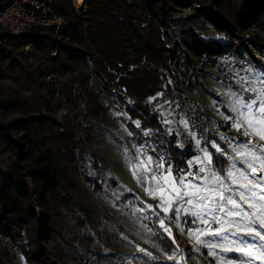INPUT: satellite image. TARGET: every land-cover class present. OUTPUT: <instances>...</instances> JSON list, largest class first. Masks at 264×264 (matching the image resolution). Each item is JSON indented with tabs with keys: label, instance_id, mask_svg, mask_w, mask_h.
Returning <instances> with one entry per match:
<instances>
[{
	"label": "trees",
	"instance_id": "1",
	"mask_svg": "<svg viewBox=\"0 0 264 264\" xmlns=\"http://www.w3.org/2000/svg\"><path fill=\"white\" fill-rule=\"evenodd\" d=\"M6 1L0 0V9ZM56 1L67 29L58 57L49 59L51 69L45 63L39 70L64 79L62 93L68 105L93 127L101 128L109 111L101 95L114 97L119 108L138 122L136 132L148 133L153 155L171 166L176 179L188 171L194 155L177 147V139L149 100L158 94L174 99L196 62L248 53L263 64L250 48L264 58V0H250L245 8L240 0H197L200 7L191 11L182 0H88L87 18L78 16L73 0ZM189 19L196 27L183 28ZM197 28H211L222 39L205 40ZM0 38L4 41L0 46V232L21 242L26 264H54L48 243L59 252L71 251L82 264H100L106 255L104 240L111 243V235L99 224H105L100 215L79 206L71 196L78 187L75 173L87 158L86 146L70 121L52 116L54 88L43 75L34 76L29 55L22 51L23 45H33L40 58H49L58 41L52 32L41 30L34 31L26 44L11 40L2 30ZM92 77L100 91L89 87ZM194 122L214 169L225 175L229 161L211 145L214 137L207 122L200 118ZM83 173L96 191L105 186L123 191L122 202L137 204L136 194L98 156L83 166ZM148 219L155 242L166 257L174 258L179 249L162 231L161 218ZM195 263L207 264L203 259ZM0 264H5L1 255Z\"/></svg>",
	"mask_w": 264,
	"mask_h": 264
},
{
	"label": "rangeland",
	"instance_id": "2",
	"mask_svg": "<svg viewBox=\"0 0 264 264\" xmlns=\"http://www.w3.org/2000/svg\"><path fill=\"white\" fill-rule=\"evenodd\" d=\"M182 1L190 11L200 7L197 0ZM249 1L240 0L241 7L245 8ZM73 5L79 17H88L87 5L83 13L77 9L76 0H73ZM189 27H196L190 19L183 28ZM196 31L205 40L222 39L221 35L211 28H197ZM3 43L4 41L0 38V46ZM18 45L22 44L18 42ZM250 50L254 58L262 61V65L257 64L248 53L227 55L214 61H205V64L196 62L191 70L190 78L185 77L181 80L179 88L175 90L174 99L167 100L163 94H158L149 100V104L162 115L170 135L177 139V147L182 152L194 155L189 161L188 171L176 179L172 171L168 176L171 166L168 167L165 162L153 155L148 133L142 132L139 135L136 132L138 122L132 121L119 108L114 97L101 95L109 111L103 118L104 125L101 128L91 126L89 120L79 111H73L65 100L62 93L64 79L50 71L44 74L39 70V67L45 63H48L51 69L50 60L53 58L49 56L42 59L35 46L23 45L22 51L29 55L30 71L34 72L36 78L43 75L45 82L54 88L52 116L60 122L70 121L72 127L76 129L77 136L86 146L87 158L75 173L78 187L71 196L79 206L89 210L90 213L100 215L105 224L103 226L99 224L104 227V232L108 231L107 235H111V243L104 240L103 249L106 255L100 264H158L160 262L197 264L195 260L202 259L207 264H264V258L260 257V253L264 251L260 245L264 244V241L259 237L253 239L255 231L260 230L259 217L253 216L256 221L253 232H248L244 227L246 221L240 218H228L240 224L241 230L235 232L233 229L232 232L213 235L212 232L220 228V225L213 221V216L225 219L224 212L216 211L219 205L224 204V201H219L218 197L209 191H224L227 196L230 193L225 189H231L234 198L237 193L244 191L228 178V170L235 164L237 169L235 178L238 183L243 182L239 178L238 170L244 166L236 149L249 140L252 141V145L245 151L259 153L260 149L264 148V140H260L256 135L245 136L234 125V121L240 120V116L233 109L234 101L241 96L245 101L250 98L255 99L261 91H264V85L261 84L264 80V58L260 57L254 48ZM176 63V59H173L172 65L175 66ZM48 76L52 77L51 81L47 79ZM89 87L101 90L96 79L94 81L90 79ZM63 106H66L72 118H58V112ZM81 116L83 118L79 119ZM199 118L207 122L206 128L213 134L214 138L211 140L213 148L229 161V167L223 176L214 169L211 153L203 146V140L196 131L194 120ZM93 156H98L103 164L114 172L118 181L124 183L129 191L136 194L137 204L122 202L123 191L106 188V186L101 191H96L88 183L83 173V166L89 165ZM209 156L210 162L207 159ZM149 158H151L150 162ZM158 164L162 166L158 168ZM201 168L204 169L203 172L200 171ZM212 173L221 178L223 187L219 184L206 183L212 179ZM153 175L156 177L155 181L152 179ZM257 175H264V173L258 172ZM165 176H168L169 183L174 179L178 186L180 178L185 177L184 185L199 186L202 194L209 197L211 203L209 200H197L196 197L178 200L168 184L161 179ZM156 182L161 183L163 187L156 188ZM184 190L189 189L181 187V191ZM255 191L259 193L260 189L257 188ZM150 192L152 195H149ZM162 199L165 203L158 207ZM188 199L192 200L191 204L186 202ZM240 203L242 211L251 212L247 205ZM205 204H208L211 210L203 209ZM178 205L180 207L177 212ZM230 207L226 205V208ZM196 212L204 216L207 223L197 219L194 215ZM153 215L159 216L165 228L170 229L169 233L161 227L162 231L178 246L179 253L174 258L166 257L153 238L148 224L150 220L148 217ZM190 233H195L196 237ZM261 234L264 235V232ZM197 238L202 243H197ZM241 240L247 243H241ZM46 246L52 253L54 264H82L72 256L71 251L59 252L51 243ZM248 251H251V256L246 254ZM0 255L5 264H11L9 257L5 256L1 250ZM21 259L26 264L22 254Z\"/></svg>",
	"mask_w": 264,
	"mask_h": 264
},
{
	"label": "snow or ice",
	"instance_id": "3",
	"mask_svg": "<svg viewBox=\"0 0 264 264\" xmlns=\"http://www.w3.org/2000/svg\"><path fill=\"white\" fill-rule=\"evenodd\" d=\"M261 84L264 85V80L261 81ZM255 91V89H252ZM234 111L238 113L240 116L239 121H234V125L238 131H242V134L248 137L256 135L260 140H264V91H261L257 98L249 99L245 101L243 97H239L234 101L233 105ZM252 145V141L243 142L242 146L236 151L240 157L241 164L244 167L238 170V175L242 183H238L235 178L237 169L236 165L233 164L232 167L228 170V178L232 180V183L236 185L238 188L243 189L244 191L239 192L235 195V198L231 194V189H225L229 191V195L225 196L224 191H212L209 190L212 195L218 197L219 201H224V204L219 205L216 211L224 212L225 219H219L217 216H213V221L220 225V228L212 232L213 235H220L223 232H232L235 229V232H239L241 230V225L234 223L233 220H229L228 218H240L247 223L244 225L248 232L254 231V225L256 221L253 219V216L259 217L258 228L259 231H255V235L253 239L259 237L260 240L264 241V235L261 233L264 232V175H257V173H264V148H261L259 153H254L253 151H245V149L249 148ZM209 162L211 161V157H207ZM151 158H149L150 162ZM162 165H157V167H161ZM250 170V171H249ZM201 172L204 171L203 168L200 169ZM135 175V173H134ZM171 175V170L168 171V176ZM168 176L161 177L165 184L171 188V191L175 193V197L178 200L183 201L185 197H196L197 200H211L209 197H206L202 194L201 189L197 185H184L185 177L180 178L179 186L177 182L173 179L170 183L168 180ZM152 179L155 181L156 177L153 175ZM206 183L219 184L223 187V182L219 176L215 173H212V179L210 181H206ZM156 188H162L163 185L159 182L155 183ZM181 187L189 190L181 191ZM259 188L260 192H256L255 189ZM149 195H152L150 192ZM258 201V202H253ZM187 203L191 204L192 200L188 199ZM247 205L248 209H251V212H244L241 210L242 204ZM165 201L162 199L161 204L158 207L162 206ZM226 205H230V208H226ZM180 205L177 206V212L179 211ZM193 207H197V205H193ZM203 209H209V205L205 204ZM202 209V210H203ZM166 210V209H165ZM211 210V209H209ZM197 219L201 222L207 223L204 216H202L199 212L194 213ZM161 227L164 228L166 232L170 233V229L165 228L163 221L160 222ZM211 232V230H209ZM233 232V234H235ZM193 237H196L195 233H190ZM226 239V237H224ZM197 243H202L197 238ZM241 243H247L241 240ZM215 246V245H213ZM261 249H264V244L260 245ZM251 256V251L246 253ZM260 257L264 258V251L260 253Z\"/></svg>",
	"mask_w": 264,
	"mask_h": 264
},
{
	"label": "built area",
	"instance_id": "4",
	"mask_svg": "<svg viewBox=\"0 0 264 264\" xmlns=\"http://www.w3.org/2000/svg\"><path fill=\"white\" fill-rule=\"evenodd\" d=\"M67 24L56 0H7L0 9V30L9 34L11 40L25 43L34 31L52 32L58 41L55 51L50 55L53 59L58 57V49L64 40ZM47 79L51 81L52 77L48 76ZM91 80L94 81V77ZM58 113L60 119L71 117L66 106ZM0 249L9 254L11 264H24L21 259V242L15 241L12 236L0 232Z\"/></svg>",
	"mask_w": 264,
	"mask_h": 264
},
{
	"label": "bare ground",
	"instance_id": "5",
	"mask_svg": "<svg viewBox=\"0 0 264 264\" xmlns=\"http://www.w3.org/2000/svg\"><path fill=\"white\" fill-rule=\"evenodd\" d=\"M85 6H86V0H76V7L81 13L85 12L86 9Z\"/></svg>",
	"mask_w": 264,
	"mask_h": 264
}]
</instances>
